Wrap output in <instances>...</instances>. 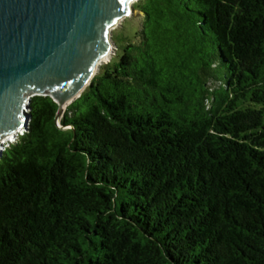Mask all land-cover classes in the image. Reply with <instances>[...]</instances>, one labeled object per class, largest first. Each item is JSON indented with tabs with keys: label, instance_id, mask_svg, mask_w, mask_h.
<instances>
[{
	"label": "trees",
	"instance_id": "obj_1",
	"mask_svg": "<svg viewBox=\"0 0 264 264\" xmlns=\"http://www.w3.org/2000/svg\"><path fill=\"white\" fill-rule=\"evenodd\" d=\"M133 6L60 123L35 95L2 150L0 264H264V0Z\"/></svg>",
	"mask_w": 264,
	"mask_h": 264
},
{
	"label": "water",
	"instance_id": "obj_2",
	"mask_svg": "<svg viewBox=\"0 0 264 264\" xmlns=\"http://www.w3.org/2000/svg\"><path fill=\"white\" fill-rule=\"evenodd\" d=\"M136 1L0 0V155L11 135L28 129L33 96H51L60 123L113 50L112 30Z\"/></svg>",
	"mask_w": 264,
	"mask_h": 264
},
{
	"label": "rangeland",
	"instance_id": "obj_3",
	"mask_svg": "<svg viewBox=\"0 0 264 264\" xmlns=\"http://www.w3.org/2000/svg\"><path fill=\"white\" fill-rule=\"evenodd\" d=\"M142 21L143 17L140 15L139 10L134 9V13L126 16L124 19L121 20L120 24L116 25L112 30V39L115 42V46L113 47V50L111 51L110 57L108 59H105L103 61L104 63H107L111 61L114 58H117L118 55L121 52V39L123 36L128 38H134L135 32H137L142 27ZM23 133L22 132L16 136L15 138H10L8 141H15L18 137H20ZM10 141V142H11Z\"/></svg>",
	"mask_w": 264,
	"mask_h": 264
},
{
	"label": "bare ground",
	"instance_id": "obj_4",
	"mask_svg": "<svg viewBox=\"0 0 264 264\" xmlns=\"http://www.w3.org/2000/svg\"><path fill=\"white\" fill-rule=\"evenodd\" d=\"M110 54H111V52L110 53H108L103 59H102V63H103V61L105 60V59H108L109 57H110ZM70 101L71 100H69L63 107L65 108L66 106H67V104L68 103H70ZM22 132V130H20L17 134H15L14 136H10L8 139H10V138H15L19 133H21Z\"/></svg>",
	"mask_w": 264,
	"mask_h": 264
},
{
	"label": "built area",
	"instance_id": "obj_5",
	"mask_svg": "<svg viewBox=\"0 0 264 264\" xmlns=\"http://www.w3.org/2000/svg\"><path fill=\"white\" fill-rule=\"evenodd\" d=\"M11 142H12V141H11ZM8 144H9V143H8ZM8 144H5V146H3V147H2V150H4V149H5V147H6Z\"/></svg>",
	"mask_w": 264,
	"mask_h": 264
}]
</instances>
